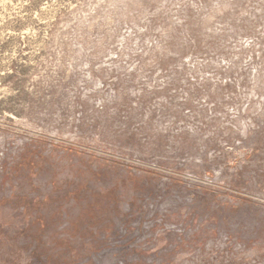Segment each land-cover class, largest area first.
Wrapping results in <instances>:
<instances>
[{
    "label": "rangeland",
    "instance_id": "1",
    "mask_svg": "<svg viewBox=\"0 0 264 264\" xmlns=\"http://www.w3.org/2000/svg\"><path fill=\"white\" fill-rule=\"evenodd\" d=\"M0 264H264V0H0Z\"/></svg>",
    "mask_w": 264,
    "mask_h": 264
}]
</instances>
